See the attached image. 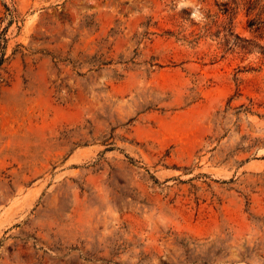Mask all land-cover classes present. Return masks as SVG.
Instances as JSON below:
<instances>
[{
	"label": "rangeland",
	"instance_id": "1",
	"mask_svg": "<svg viewBox=\"0 0 264 264\" xmlns=\"http://www.w3.org/2000/svg\"><path fill=\"white\" fill-rule=\"evenodd\" d=\"M0 264H264V0H0Z\"/></svg>",
	"mask_w": 264,
	"mask_h": 264
}]
</instances>
